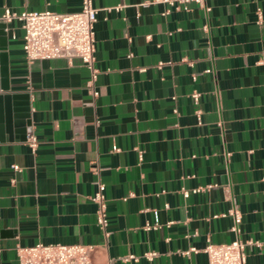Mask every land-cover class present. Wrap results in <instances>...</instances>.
Instances as JSON below:
<instances>
[{
	"label": "crops",
	"instance_id": "1",
	"mask_svg": "<svg viewBox=\"0 0 264 264\" xmlns=\"http://www.w3.org/2000/svg\"><path fill=\"white\" fill-rule=\"evenodd\" d=\"M80 3L0 0V13ZM206 3L162 14L161 1L93 0L96 96L79 57L28 61L19 21L7 23L9 87L29 92L37 144L0 140V264H17L16 246L37 241L92 244L96 263L208 264L207 239L234 237L231 217L213 216L231 203L239 236L264 241V0ZM98 182L107 237L91 199ZM129 253L139 257L122 259ZM246 253L245 264H264V244Z\"/></svg>",
	"mask_w": 264,
	"mask_h": 264
},
{
	"label": "built area",
	"instance_id": "2",
	"mask_svg": "<svg viewBox=\"0 0 264 264\" xmlns=\"http://www.w3.org/2000/svg\"><path fill=\"white\" fill-rule=\"evenodd\" d=\"M161 1L167 4V7L161 12L168 13L171 9L189 10V3L195 2L205 11L210 10L211 6L206 3L207 0H153ZM120 5L114 8L118 9ZM16 19L19 21L22 34V48L25 58L28 61L33 59H45L57 56L67 58L79 57L89 70V76L86 81L90 92L96 96L97 90L95 80L99 72L95 65L94 40H95V22L97 20V8L93 5V0H81L80 7L73 11H55L48 8L44 9H21L19 11L5 6L0 13V20L6 23ZM7 28V27H6ZM14 36V35H13ZM163 61H159L160 65ZM205 72H210L211 67H205ZM201 92L193 90L191 98L195 104H198ZM174 111L177 109L174 107ZM197 122L201 123L200 107L194 109ZM220 125L221 122H218ZM32 149L37 144V139L30 134L26 138ZM114 149H117L113 145ZM230 153L225 152L226 157ZM14 169H19V165L12 164ZM264 178V176H263ZM212 184L198 185L188 188H182L183 196H188L191 192H199L211 187ZM228 187V185H226ZM105 184L97 183V188L91 195V199L97 203L96 222L101 228L105 237L109 234L108 218L106 212V198L104 194ZM166 206L167 203H166ZM229 215L231 217L230 230L234 237L226 242H214L207 239L202 250L206 253L208 264H245L246 248L251 246H262L264 241L259 239H242L239 236L241 210L236 203H231L224 211L214 213L213 216ZM161 226L159 221H147L145 228H158ZM92 244L82 242H42L37 241L30 245H17L16 258L17 264H110L107 259L96 263L92 258ZM198 248L190 246L183 250V253L197 251ZM157 254L156 250H145L141 253L147 259H152ZM136 253H129L122 259H137Z\"/></svg>",
	"mask_w": 264,
	"mask_h": 264
},
{
	"label": "water",
	"instance_id": "3",
	"mask_svg": "<svg viewBox=\"0 0 264 264\" xmlns=\"http://www.w3.org/2000/svg\"><path fill=\"white\" fill-rule=\"evenodd\" d=\"M7 23L0 20V140H25L31 134L28 91H10Z\"/></svg>",
	"mask_w": 264,
	"mask_h": 264
}]
</instances>
